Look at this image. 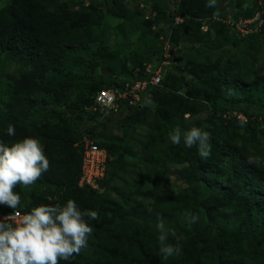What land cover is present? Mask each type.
<instances>
[{
  "label": "trees",
  "instance_id": "16d2710c",
  "mask_svg": "<svg viewBox=\"0 0 264 264\" xmlns=\"http://www.w3.org/2000/svg\"><path fill=\"white\" fill-rule=\"evenodd\" d=\"M2 1L0 69L11 71L8 74L2 72L0 82V141L10 145L28 136L39 139L50 167L33 184L27 204L23 206L20 199L14 210L0 205V215L15 210L28 213L42 204L64 205L68 199L74 200L82 212L96 211L97 220L85 217L93 228L88 247L69 261H63L64 264H264V244L262 240L259 242L264 237V166L244 161L239 148L232 143L236 134L229 132L233 127L256 136L251 114L239 110L225 119L222 116L226 112L222 114L224 129L218 132L222 159L218 163L219 174L203 170L200 158L185 146L183 137L177 148L168 144L165 136L154 137L144 146L145 158L140 160L134 156V161L125 166L129 128L118 124L122 135L101 136L96 132L98 126L92 123L88 107L95 108L96 94L102 90L122 91L127 84L150 81L158 67L148 72L143 66L154 57L161 65L165 60L164 41L159 39L145 57L122 51L117 40L110 43L106 34L109 17L123 20L118 28L124 38L136 30L133 14L119 0L91 2L77 10H71L60 0ZM207 3L208 0H180L174 7L167 4L161 9L156 1L151 14L144 10L142 23L144 34L152 33L153 29L170 30L163 37L175 47L177 33L187 32L194 43L185 58L192 66L188 73L194 74L195 80L199 77L212 86L211 70L201 74L202 69L210 66L200 49L201 40H209L218 27L235 35L227 25L215 20L213 12L208 13L213 7H207ZM257 13L256 10L250 16L235 14L233 18H254ZM177 18L182 22L176 23ZM207 25L209 30L205 32ZM261 31L239 39L245 42L258 37ZM182 60L178 58L174 65ZM117 76L129 78L130 82L121 81L119 77L115 78ZM195 80L185 82L184 86H191ZM221 83L219 90L226 98H233L238 103L252 98L264 104L263 82L236 79L234 83L225 80ZM96 86L98 90L92 99L91 93L95 92ZM172 87L173 83H167L163 76L159 85L149 82L142 93L141 102L147 101L149 96L154 104L155 110L153 114L149 111V115L158 131L176 127L185 131L197 121L191 122L185 116L192 117L201 111L198 98L181 96L174 92L177 87ZM37 93L52 94L54 100L37 101ZM141 102L135 105L130 100L120 102L119 110L130 109L129 124L138 123L144 115ZM94 112L105 113L100 108ZM242 116L247 121L243 127L240 126ZM10 123L15 127L13 137L6 133ZM126 123L123 121L122 125ZM104 125L109 126V122ZM84 138L92 139L108 154L105 176L98 182L101 190L79 185ZM143 162L150 163L151 167L142 169L139 177L125 178L131 166ZM167 163L192 165L194 172L190 177L195 179L203 173L211 176V182L204 190L206 195L198 198L197 191L183 192L174 183H169L162 171V164ZM20 190L18 184L14 191L20 194ZM201 209L206 214V223L199 216ZM185 212L198 215V223L189 226L184 222ZM158 217H162L166 230H175L182 237L179 242L181 255L168 260L159 255ZM169 243H176L171 235Z\"/></svg>",
  "mask_w": 264,
  "mask_h": 264
},
{
  "label": "rangeland",
  "instance_id": "374dc122",
  "mask_svg": "<svg viewBox=\"0 0 264 264\" xmlns=\"http://www.w3.org/2000/svg\"><path fill=\"white\" fill-rule=\"evenodd\" d=\"M119 1L123 2L124 7L130 10L133 14V24L135 25L134 27L136 30L134 29L132 33L129 34V37L124 38L118 28V25L121 24L123 20L115 17H109L108 25L110 26L106 28L107 39L112 44L117 40L120 43L121 50L127 51L129 55L145 57L149 54L150 48L153 47L156 42L159 43L161 40L160 38L169 33L170 30H166L165 28L156 30L152 28V33L147 31L144 34V26L142 23V14L145 13L144 10H148L149 15L150 11L154 10L153 6L156 1L159 4V8L165 9L167 4L174 7L176 1L180 0ZM256 1L258 2V5H256ZM60 2L62 4H66L71 10H77L81 5L88 6L91 2L101 3V0H60ZM3 4V1L0 0V8ZM256 10L258 13L260 12L259 14H256V17L264 14V0H217L216 7H213L211 11L208 10V13L212 14L213 12V14L216 15L215 18H224L235 14L250 16V14L256 12ZM262 27L263 31H261L262 33L258 37L251 38L245 42L244 40L242 41L239 38L230 35L228 31L221 27L216 28L213 33L210 34L209 40H201L203 45L200 49L205 56V59L210 62V66L202 69L201 74L203 76L207 70H211L209 75L212 78V86L204 83L199 79V77L195 80V75L188 73V70H191L192 66L190 65L188 59L185 60V58L190 53V48L193 47L194 43L193 39L189 37V34L183 30L177 33V41L174 39V42L178 43L176 56H178L177 58L183 59L182 63L169 67L162 66V63L160 65L154 57L143 66L146 69L152 66L151 70L154 69V67H158L157 71L161 70V74L165 76V81L167 83H173V87H177L174 89L175 93L177 92L181 96L185 95L188 97L193 95L199 99V102L202 105L201 111L192 117H190V115L185 116V118L189 119L191 122L197 121L190 125V127H188L185 131H183V129L180 130L181 137H183L184 132L192 127H198L210 133L209 143L211 145V155L209 158L202 159L198 153V147L196 145L189 148L195 157L200 158L201 163L203 164V170L205 171L216 172V174H219L218 163L221 162L222 159L218 149V132L219 130L224 129V125L221 123V116L224 111L226 112L222 116L224 119L238 113L239 110H247L249 114H251L254 120L256 136H253L251 133L244 131L243 129L237 130L230 127L229 132L236 134L232 143L239 148L240 155L242 154L241 157L244 161L249 162L251 157H260L264 160V104L256 102L252 98L244 100L243 103H238L235 102L233 98H226L223 96L221 94L222 90H219L222 86L221 82L224 80L226 83H234L236 79H244V81L253 83H264V17ZM220 29L222 32H220ZM124 31L125 33L128 32L126 27H124ZM131 58L133 59L134 57ZM10 71L11 70L9 68L0 69V82L2 72H6L8 74ZM198 71L200 72V70ZM219 71L222 76L221 81ZM118 77L121 81L126 80L127 83L130 82L128 81L129 78L124 79L120 76L115 78ZM193 80L195 81L191 86H184L185 82H192ZM96 89L97 86L95 87V92L91 93L92 99L96 94ZM73 97L75 98V96ZM35 98L37 101L45 98L50 101L54 100V96L48 93H37ZM146 99L147 101L144 100L141 102L143 105L142 108L144 109V115H142L138 123L131 124H129V120H127L131 117L130 109L128 108L119 110L117 113L115 112L111 115L94 112V109L88 107V110L92 113V123H97L98 126L96 132L101 136L115 134L122 135V131L119 129L120 127L118 124L129 128L130 133L125 143L129 153H127L128 155L126 157L125 166L128 162H133L136 157L143 160L145 158L144 146L154 137L165 136L168 144L174 145L171 143L169 138V133H171L174 129L169 128V126V130L161 128L160 131H158V129L153 125V117L149 115V111L153 114V110H155L153 109L154 104L150 101L149 96ZM242 118L244 119L243 116ZM123 121H126L127 123L122 125ZM105 122H109V126H105ZM177 147L178 145H175V148ZM249 164L251 163L249 162ZM258 165L264 166V163H260ZM162 166V171L166 174L168 182L177 185L179 190L183 192L197 191L198 198H203L206 195L204 190L211 182V176H206L205 173H203L199 179L190 177V174L194 172V169L192 165L189 166L187 163H167L165 165L162 164ZM150 167V163H138L136 166H131L126 171L124 176L125 178L131 180L139 177L142 169ZM32 186L33 185L25 188L21 185L20 191H22V193H20L19 196L22 200L23 206L27 204L30 199ZM101 187L102 186L99 185L97 190H101ZM199 192H201V195H199ZM199 216L203 223H206L207 217L204 210L201 209ZM261 240L264 244V237L261 238L259 242ZM60 264H64L63 260L60 261Z\"/></svg>",
  "mask_w": 264,
  "mask_h": 264
},
{
  "label": "clouds",
  "instance_id": "9594fccd",
  "mask_svg": "<svg viewBox=\"0 0 264 264\" xmlns=\"http://www.w3.org/2000/svg\"><path fill=\"white\" fill-rule=\"evenodd\" d=\"M216 5L217 0H208L206 6ZM263 17L264 14L260 15V18ZM180 22L182 19L177 18L176 23ZM207 27L209 30L208 25ZM233 34L237 38H242ZM164 38L162 36L161 41H164ZM171 44L173 61L171 58L170 65H163L162 62V66L169 67L177 63V47L172 42ZM246 123V119H242L240 126L243 127ZM6 133L9 137L15 136L14 125L10 123ZM169 138L172 144H180L182 138L180 128L176 127L169 133ZM209 140L210 133L198 127H192L183 134L185 146L191 148L196 145L202 159H207L211 155ZM249 162L260 164L264 163V160L260 157H251ZM49 167L50 162L39 139L28 136L10 145L0 141V205L16 209L20 204V196L14 191L16 186L19 184L27 188L33 185ZM85 217L88 220L99 218L96 211L82 212L74 200L68 199L64 205L42 204L23 215L16 212L15 217L6 216L0 219V264H60L61 260L69 261L88 247L93 228ZM198 220V215L184 213V222L189 226L198 223ZM156 228L158 251L163 260L181 255L182 248L179 242L182 237L178 236L175 230H166L162 217H158ZM169 235L175 238V244L169 243Z\"/></svg>",
  "mask_w": 264,
  "mask_h": 264
},
{
  "label": "built area",
  "instance_id": "2783aa9c",
  "mask_svg": "<svg viewBox=\"0 0 264 264\" xmlns=\"http://www.w3.org/2000/svg\"><path fill=\"white\" fill-rule=\"evenodd\" d=\"M218 22H222L227 25L229 29L239 37H248L250 35L259 33L262 27L263 19L260 16L252 19H239L236 20L232 16H226L224 18H215ZM205 31L208 27L205 26ZM172 44L169 39L164 38V57L163 65H170L172 58ZM148 72H152L150 67ZM162 81L161 70L155 71L150 81H139L134 84H127L125 89L122 91L114 89H105L100 91L95 97V108H100L105 113L111 111L118 112L121 104L124 100H130L132 105L139 104L142 101V93L148 88L149 82L152 85H159ZM84 155L82 161V173L79 181L81 187L91 186L94 189L98 188V182H100L106 171V162L108 159L107 151L101 149L90 138H84ZM19 212L21 215L25 214L20 210H15L11 214H4L0 216V219L4 217H15V213ZM9 222H12L9 220Z\"/></svg>",
  "mask_w": 264,
  "mask_h": 264
}]
</instances>
